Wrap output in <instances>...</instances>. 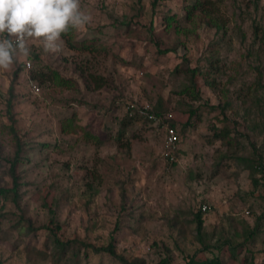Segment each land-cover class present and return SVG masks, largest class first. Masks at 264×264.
<instances>
[{"label":"rangeland","instance_id":"rangeland-1","mask_svg":"<svg viewBox=\"0 0 264 264\" xmlns=\"http://www.w3.org/2000/svg\"><path fill=\"white\" fill-rule=\"evenodd\" d=\"M154 1L81 0L90 19L76 31L95 50L30 40V56L0 70V186H12L13 160L18 178L17 203L0 198V264H178L199 249L264 264L263 173L246 161L264 165V0H213L215 27L185 34L163 23L183 0ZM187 66L198 100L183 90ZM129 102L168 113L175 161L161 124H121ZM108 243L116 256L90 246Z\"/></svg>","mask_w":264,"mask_h":264},{"label":"trees","instance_id":"trees-1","mask_svg":"<svg viewBox=\"0 0 264 264\" xmlns=\"http://www.w3.org/2000/svg\"><path fill=\"white\" fill-rule=\"evenodd\" d=\"M156 3V1L153 0V7L154 4ZM182 11L179 12H170L167 11V13H165L164 17H163V23L165 28L168 30L170 29L171 26H174V30L179 33L180 31H183L182 33H187L189 31H192L193 28L196 25H200V24H207L210 27H215V19L213 17L214 14V1L213 0H183V5H182ZM184 22H189L191 24H193L194 26H190V29L188 28L187 25H184ZM62 37L64 38L66 44L75 50H95L98 45H99V41L97 39V37L94 36H90V37H86V36H82L81 38L78 37V33L76 31V29L70 28L69 31L66 34H63ZM171 49L165 48L163 49L161 52L166 53L168 51H170ZM184 72L189 73V83L185 86V88L183 89L185 92L191 93L194 99H199V95H198V89L196 88V83H195V76L196 73L199 72V69L196 67H186L185 70H183ZM17 73H15L16 75ZM41 76H47L46 74H44V72H40ZM54 75V73H53ZM92 78H94V80H98V77H96V75H91ZM101 83V82H100ZM11 106H12V100H8L7 102V106H6V113L9 116L10 119H12V112H11ZM152 111L155 113H160L163 110H160L155 106L152 107ZM196 110H192L190 113V116L193 115V113ZM126 119L131 120V119H144V121L147 122H151V120H148L146 118H141V117H137L136 115L134 116H127V114L124 115V118L122 119L121 124L125 125V123H127ZM169 124L173 125V123ZM10 131L11 133H13V135L15 134V129L12 125H10ZM228 132L227 131H223L222 129H219L217 133H215V136L219 137V138H225L228 136ZM18 149H17V153H18ZM16 158V156H15ZM246 161L248 163H250V167L253 168V170H256L259 173H263V181L260 182V184L264 187V165H262L260 163V161L257 160H250V159H246ZM14 164L15 161L13 160L11 162V167H10V174L12 175V186L11 187H6V186H0V198L2 199L1 201H3L4 199L7 198V196L9 194H11V199L13 202L17 203V199H18V181H17V176L14 173ZM258 179L253 178V182L255 184H258L259 182L257 181ZM51 221H53V219L51 218ZM195 221H196V233L197 234H201L202 231V226H203V222H202V218H201V213L198 212L195 215ZM51 229V233L54 236V243L61 248H65V243H63L60 239L55 238L56 236V229H58V226H52L50 227ZM255 230H251L249 231V233H247L246 237L249 238L253 235ZM223 243H221V245L218 247H216L218 250H222V249H226L230 254L234 255L235 254V249L239 244H235V245H226L225 242L227 241H223ZM92 250L94 252H102V251H106L109 254L116 256V252L115 249L112 245V243H108L105 246H95V245H90ZM206 248L209 247V245L205 246ZM204 247V248H205ZM204 250V249H203ZM202 249L196 250L195 252L191 253V254H187L185 255L184 259L182 262L178 263V264H223V261L220 257V255L218 254H213L211 253L210 255L205 254V252ZM237 254V253H236ZM235 254V255H236ZM122 262H126L124 259H121ZM160 264H174L170 261L169 258L164 257L163 259L160 260ZM247 264H255L252 260H248Z\"/></svg>","mask_w":264,"mask_h":264},{"label":"clouds","instance_id":"clouds-1","mask_svg":"<svg viewBox=\"0 0 264 264\" xmlns=\"http://www.w3.org/2000/svg\"><path fill=\"white\" fill-rule=\"evenodd\" d=\"M89 16L81 0H0V70L8 71L18 54H31L30 40L42 42L45 52H58L70 28L83 30Z\"/></svg>","mask_w":264,"mask_h":264},{"label":"built area","instance_id":"built-area-1","mask_svg":"<svg viewBox=\"0 0 264 264\" xmlns=\"http://www.w3.org/2000/svg\"><path fill=\"white\" fill-rule=\"evenodd\" d=\"M26 67L30 66V62H25ZM33 91H38L39 86L35 83L32 84ZM127 116H134L141 118H146L152 121V124H161L164 128V138L163 146L166 149L167 158L170 162L176 160V150H177V132L175 127L167 124L169 115L167 112L161 111L160 113H155L152 111V106L149 104L139 105L135 102H129L126 105ZM202 209H209L206 204L202 205Z\"/></svg>","mask_w":264,"mask_h":264}]
</instances>
